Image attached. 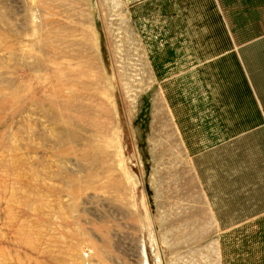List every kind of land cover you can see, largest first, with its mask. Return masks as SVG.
Returning <instances> with one entry per match:
<instances>
[{
    "label": "rangeland",
    "instance_id": "374dc122",
    "mask_svg": "<svg viewBox=\"0 0 264 264\" xmlns=\"http://www.w3.org/2000/svg\"><path fill=\"white\" fill-rule=\"evenodd\" d=\"M158 5L0 0V264H220L219 223L253 221L205 194L151 62Z\"/></svg>",
    "mask_w": 264,
    "mask_h": 264
},
{
    "label": "crops",
    "instance_id": "0c3cea01",
    "mask_svg": "<svg viewBox=\"0 0 264 264\" xmlns=\"http://www.w3.org/2000/svg\"><path fill=\"white\" fill-rule=\"evenodd\" d=\"M156 1L173 13L151 62L167 68L166 101L190 155L199 153L205 194L232 198L216 203L217 214L242 212L238 197L246 198L253 219L219 223L220 264H264V0ZM236 160L247 171L234 178L224 167ZM227 182L231 188L220 191Z\"/></svg>",
    "mask_w": 264,
    "mask_h": 264
},
{
    "label": "bare ground",
    "instance_id": "6f19581e",
    "mask_svg": "<svg viewBox=\"0 0 264 264\" xmlns=\"http://www.w3.org/2000/svg\"><path fill=\"white\" fill-rule=\"evenodd\" d=\"M58 105V104H57ZM64 113V112H63Z\"/></svg>",
    "mask_w": 264,
    "mask_h": 264
}]
</instances>
